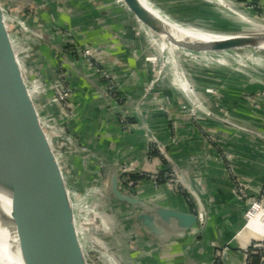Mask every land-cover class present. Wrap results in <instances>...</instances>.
<instances>
[{"label":"crops","instance_id":"crops-1","mask_svg":"<svg viewBox=\"0 0 264 264\" xmlns=\"http://www.w3.org/2000/svg\"><path fill=\"white\" fill-rule=\"evenodd\" d=\"M147 1L179 23L187 21L185 14L174 15L176 8L184 13L194 6L190 14L196 19L203 13L204 0ZM5 2L26 7L15 8L13 15L28 45L27 61L32 64L27 68L41 86L42 101L51 97L60 78L65 82V109L55 103L45 104L46 108L54 125L63 124V137L72 138L67 141L66 159L80 188L92 194L90 198L106 197L104 206L121 216L122 225L115 230L129 235L120 238H124L122 246L130 240L131 250L125 246L124 251L130 263L245 264L248 248L264 236L260 211L252 219L245 218L251 198L264 203V59L255 65L263 77L252 79L244 73L237 80L233 75L226 78L227 91L217 100L224 113L216 108V97L194 89V83L177 88L171 70L155 81L152 62L145 57L146 26L136 30L138 19L123 0ZM214 2L218 3L210 0L205 5ZM261 2L264 24V0H257ZM27 6L34 9V16L28 14ZM159 40L160 48L168 45ZM66 44L72 50L64 49ZM87 46L89 58L112 79L111 90L117 98L104 92L106 80L83 56L81 50ZM248 90L262 92L255 99L257 108L252 109L253 102L240 93ZM190 106L195 112L187 109ZM225 115L228 121L222 119ZM99 163L104 165L102 170ZM174 167L178 185L155 186L148 177ZM112 168L146 175L131 188L121 183L120 176L121 190L152 204L194 212L203 225L195 224L181 234L173 224H159L161 235L144 231L131 218L128 204L111 202L107 179Z\"/></svg>","mask_w":264,"mask_h":264},{"label":"water","instance_id":"water-1","mask_svg":"<svg viewBox=\"0 0 264 264\" xmlns=\"http://www.w3.org/2000/svg\"><path fill=\"white\" fill-rule=\"evenodd\" d=\"M123 2L138 20L160 33L156 19L147 15L137 0ZM214 33L248 36L186 48L228 50L253 47L257 39L264 40V28L258 32ZM58 139L0 0V183L10 190L11 216L23 264H95L81 196ZM123 173L112 168L107 190L130 206L131 218L144 231L161 235L159 224H173L181 234L195 224L203 225L194 212L152 204L121 190L118 178Z\"/></svg>","mask_w":264,"mask_h":264},{"label":"rangeland","instance_id":"rangeland-1","mask_svg":"<svg viewBox=\"0 0 264 264\" xmlns=\"http://www.w3.org/2000/svg\"><path fill=\"white\" fill-rule=\"evenodd\" d=\"M5 1L6 0H3L5 9L11 18L13 29L15 30L16 35L17 33L19 34V37L21 34V29L19 27L20 24L16 20L17 16L13 15V10H21L26 7L22 4H14V2L12 3L13 5L10 6L9 3ZM208 1L210 0H204V2H202L203 13L201 16H198L197 19L191 17L190 14L192 13L190 10H193L194 6H189L188 8L191 9L187 8L184 13H182V11H177L179 8H176L174 15L185 14V20L187 22H184L183 24L202 32H258L262 31L264 28V24H262V2L253 5L247 1L240 2L239 0H217L218 3L216 4L214 2L213 6L205 5ZM255 6L260 9L259 12L254 11ZM27 8L28 14L34 16V9L31 6H27ZM141 24L143 23L138 20L136 24L137 26L135 27L136 30L142 29ZM145 30L149 35L148 48L146 49L147 55L145 57L146 60L152 62V68L158 78L155 81L157 82V80H160L162 72L165 70H171V81L177 88H187L188 85H193L194 83V86H196L194 89L197 88L198 90L204 91V93L211 94L216 97V108L224 111V113L226 112V109H224L221 103L217 102V100L218 97L224 95L227 91L225 89V80L227 77L231 78L233 75L237 80L238 78H242L244 73L252 75V77H249L252 79L263 77V75L260 77L258 70H255V65L258 63L262 64V60L264 59V48L262 46L259 48L254 46L235 47L228 50L219 49L216 51H191L182 45L179 46L175 42L168 41V45L162 49L160 48L161 42L157 38L155 31L147 26ZM18 40L20 48L24 54L26 64H32L31 61H27L29 58L26 59V57L29 56V49L25 50L28 45H26L25 40L21 38V36ZM35 80L40 93L41 86L38 80ZM54 87L55 85H53L52 88L53 94L44 104L52 105L55 103L52 100V97L55 94ZM240 93L246 98V100L253 102L250 103L252 109L258 107L255 99L258 98L259 95H262V92L248 90L247 92ZM190 108L191 106L187 109L195 112V108ZM222 119L228 121L226 115ZM54 127L59 138V143L63 149V153L66 156L69 154L67 141L72 138L68 135H66V139L63 137L65 133L63 124L58 126L54 125ZM79 148L82 150L81 146H79ZM98 167L102 170L104 168L103 163H99ZM174 169L177 170L176 167H174ZM70 172L72 173L71 168ZM72 177L75 184L79 187L78 191L81 196L87 220V231L94 243L93 248L95 256L92 257V261L95 262V264H131V260L126 258L127 252H124L126 247L128 250H131L132 246L130 245V240L128 245L122 246V240L124 238L120 237L126 234L123 233V230H120L121 233L119 234L115 230L117 229V225H122L120 220L121 216L112 212L113 209L104 206L106 197L98 196L96 199L94 197L90 198L93 195L80 188L81 183L75 175L72 174ZM108 196L112 198L111 202L116 200L110 193H108ZM98 199L99 201L102 200L101 203H98ZM126 236L129 238V235ZM256 242L262 246L254 249L255 252H259V250H261L259 264H264V236Z\"/></svg>","mask_w":264,"mask_h":264},{"label":"bare ground","instance_id":"bare-ground-1","mask_svg":"<svg viewBox=\"0 0 264 264\" xmlns=\"http://www.w3.org/2000/svg\"><path fill=\"white\" fill-rule=\"evenodd\" d=\"M137 3L145 10L147 15L149 14L151 17H154L158 22V28L160 33L156 34L157 38L161 40L166 39L167 41L175 42L178 45H182L184 47L211 46L212 44L218 41H223L226 39H231L240 36H248L242 34H216L212 32H202L195 28H191L183 23H179L169 19L167 16L164 15L162 11L156 9L147 0H137ZM257 37H262V35L257 34ZM254 46H257L258 48L262 46L264 48V40L257 39L253 47ZM259 211L261 212V219L264 223V207L262 205L255 206L248 214L247 220L254 218ZM0 264H23L18 249L15 225L11 216L10 190H6V188L1 183Z\"/></svg>","mask_w":264,"mask_h":264},{"label":"built area","instance_id":"built-area-1","mask_svg":"<svg viewBox=\"0 0 264 264\" xmlns=\"http://www.w3.org/2000/svg\"><path fill=\"white\" fill-rule=\"evenodd\" d=\"M26 49H28V47L25 48V50ZM81 52H82L83 56L86 58V61L89 64H93L97 68V71L100 73V75L106 80L105 87H104V92L113 97V95H112L113 91L111 90L112 79L109 77L106 69L104 70L102 67L99 66L98 63H96V62L94 63L93 60L89 58L90 54H91V48L90 47H88V46L84 47L81 50ZM27 58H28V56L26 57V59ZM60 75L63 76L62 73H60ZM60 75H59V77H60ZM153 82H154V80L152 81V84H153ZM152 84L150 83L148 86H146L145 90L148 91L152 87ZM54 88H55V94L52 97V100L55 102V104H58L60 107L65 109V107L67 106V103H68L67 102L68 90H67V87L63 84L61 78H60V83L57 82L55 84ZM161 107H163V106H161ZM120 119H121L122 122L124 121V117L121 116V115H120ZM158 148L160 149V151H163L161 146H158ZM177 175H178L177 170L173 168V170L171 169L170 172L166 174L165 179H164L163 182H159V180H158V178L156 177L155 174H148V177L153 181L155 186H157V185H165V186H169L170 187L172 184L173 185H176V184L178 185L177 182L179 181V176H177ZM263 191H264V185H263ZM258 205H262L264 207V203H263V201H261V199L251 198L249 200V204H248L247 210L245 212L246 220H247V216L251 212V210L255 206H258ZM197 216H198V214H197ZM252 247L257 249V248L262 247V246H260V244L257 243V242H253L252 243ZM245 264H248L247 254H246V257H245Z\"/></svg>","mask_w":264,"mask_h":264},{"label":"trees","instance_id":"trees-1","mask_svg":"<svg viewBox=\"0 0 264 264\" xmlns=\"http://www.w3.org/2000/svg\"><path fill=\"white\" fill-rule=\"evenodd\" d=\"M240 2L246 1V0H239ZM253 5L257 3V0H250ZM254 11L255 12H259L260 9L257 8L256 6L254 7ZM64 49L66 50H72V47L69 44H66L64 46ZM60 73H62L61 71H63L62 69L59 70ZM62 82L65 84L64 80H62ZM117 94V93H116ZM115 93H113V97L117 98V95ZM156 153V148H153L150 150V154H155ZM170 172L169 168H165L162 169L161 171H159L158 173H156V177L158 178L159 182H163L165 179V176L167 173ZM146 175L145 174H140L138 172H125L121 175L120 180L121 183L123 185H125V187H132L134 185V183H136L139 179L141 178H145ZM255 248H253L252 246H250L248 248V264H259L260 262V256H261V250H259V252H255L254 250ZM257 251V250H256Z\"/></svg>","mask_w":264,"mask_h":264}]
</instances>
